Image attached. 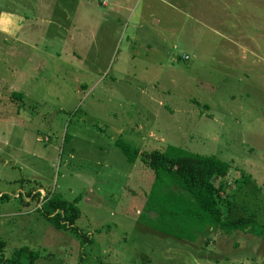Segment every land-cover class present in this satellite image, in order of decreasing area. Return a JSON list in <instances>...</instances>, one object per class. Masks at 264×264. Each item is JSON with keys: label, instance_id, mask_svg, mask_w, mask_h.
I'll return each instance as SVG.
<instances>
[{"label": "rangeland", "instance_id": "rangeland-1", "mask_svg": "<svg viewBox=\"0 0 264 264\" xmlns=\"http://www.w3.org/2000/svg\"><path fill=\"white\" fill-rule=\"evenodd\" d=\"M34 1L0 0L3 255L26 245L34 264H264V234L188 242L141 223L155 215L143 209L151 173L116 147L228 164L223 214L264 224V0H52L37 16L21 8ZM52 194L76 205L77 235L36 211Z\"/></svg>", "mask_w": 264, "mask_h": 264}, {"label": "trees", "instance_id": "trees-1", "mask_svg": "<svg viewBox=\"0 0 264 264\" xmlns=\"http://www.w3.org/2000/svg\"><path fill=\"white\" fill-rule=\"evenodd\" d=\"M116 147L127 163L141 160L151 173L143 209L155 215L139 216L141 223L188 242L196 241L207 230H219L225 234L239 230L254 236L263 235L264 224H259L253 216H225L218 205V201L223 200L218 189L220 181L228 174V164L174 146H167L163 151H139L119 141ZM214 178L219 181L216 185L212 183ZM36 211L50 225L77 235L73 224L79 211L74 203L52 194L42 200ZM85 240L83 238L82 242ZM4 247L5 242L0 239V264H34L38 257V251L26 245L16 247L5 257Z\"/></svg>", "mask_w": 264, "mask_h": 264}, {"label": "crops", "instance_id": "crops-1", "mask_svg": "<svg viewBox=\"0 0 264 264\" xmlns=\"http://www.w3.org/2000/svg\"><path fill=\"white\" fill-rule=\"evenodd\" d=\"M50 1H52V0H36L33 3H31L30 5H27L26 3H22L21 8L29 7L30 8V12H32L33 14H36V16H37L38 12H40V11L41 12L52 11V13H54L53 4ZM105 2H106V0H104V3ZM99 4L100 3L98 2V5ZM108 6H109L108 7V11H111L112 10V5L109 4V1H108ZM113 12H115V11H113ZM36 16H34L33 18H35ZM2 43H4V41Z\"/></svg>", "mask_w": 264, "mask_h": 264}, {"label": "built area", "instance_id": "built-area-1", "mask_svg": "<svg viewBox=\"0 0 264 264\" xmlns=\"http://www.w3.org/2000/svg\"><path fill=\"white\" fill-rule=\"evenodd\" d=\"M100 4L103 5L104 4V0H100ZM186 59V57H184Z\"/></svg>", "mask_w": 264, "mask_h": 264}]
</instances>
